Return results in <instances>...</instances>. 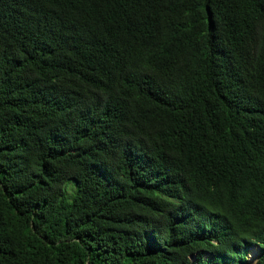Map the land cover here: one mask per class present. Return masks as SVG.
I'll use <instances>...</instances> for the list:
<instances>
[{"label": "trees", "instance_id": "1", "mask_svg": "<svg viewBox=\"0 0 264 264\" xmlns=\"http://www.w3.org/2000/svg\"><path fill=\"white\" fill-rule=\"evenodd\" d=\"M0 264H264V0H0Z\"/></svg>", "mask_w": 264, "mask_h": 264}, {"label": "rangeland", "instance_id": "2", "mask_svg": "<svg viewBox=\"0 0 264 264\" xmlns=\"http://www.w3.org/2000/svg\"><path fill=\"white\" fill-rule=\"evenodd\" d=\"M71 188V185L69 186V189Z\"/></svg>", "mask_w": 264, "mask_h": 264}]
</instances>
